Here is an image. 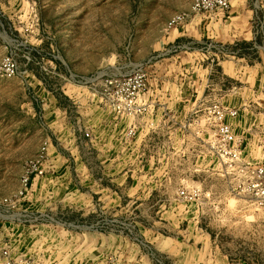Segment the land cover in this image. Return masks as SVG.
<instances>
[{
  "label": "rangeland",
  "instance_id": "1",
  "mask_svg": "<svg viewBox=\"0 0 264 264\" xmlns=\"http://www.w3.org/2000/svg\"><path fill=\"white\" fill-rule=\"evenodd\" d=\"M194 1L0 0V197L11 200L0 204V264H264V205L241 193L242 178L211 153L206 110L177 113L180 98L170 100L174 111L157 98L144 118L147 151L133 155L125 142L123 159L103 164L74 153L84 138L48 132L88 131L84 111L98 99L102 74L138 67L148 81L158 71L176 77L179 65L167 57L207 52L212 42L173 41L169 26ZM253 3L264 43V0ZM178 43L187 47L169 53ZM253 100V129L239 125L235 133L257 146L254 161L263 162L264 96ZM45 143V171L20 195ZM55 147L75 155L58 160L49 154ZM129 169L134 177L125 182ZM193 187L200 189L194 199L180 196Z\"/></svg>",
  "mask_w": 264,
  "mask_h": 264
},
{
  "label": "crops",
  "instance_id": "2",
  "mask_svg": "<svg viewBox=\"0 0 264 264\" xmlns=\"http://www.w3.org/2000/svg\"><path fill=\"white\" fill-rule=\"evenodd\" d=\"M257 7L253 0H232L229 11L194 14L191 20L174 29L172 31L173 41L194 40L199 43L208 40L215 44L216 48L211 49V52L209 50L206 52L203 48L198 47L194 52H181L178 55L167 57L166 59L175 66L179 65L177 68L179 75L169 78L167 73L158 70V74L151 75L148 81V90L145 92L147 102L154 106L153 104H156L158 99L166 98L167 107L165 108L168 110L171 108L170 110L174 111L170 100L180 98L179 110L176 108L175 111L188 113L195 108L205 110L212 102L219 101L225 107L238 109L239 115L232 120L234 131L239 125L252 130L254 124L251 126V118L248 116L249 113L254 112L253 106L255 109L257 108L256 100L253 98L264 96V43L261 42L259 33L255 32L256 26L254 27L258 17ZM219 48H224V51ZM154 80L159 84L156 82L154 86ZM178 86L180 90H178ZM173 103L176 105L174 101ZM159 110L154 113L159 114L161 111ZM84 112L85 116L89 115L91 120L89 124L85 125V128L91 133L90 138H86L71 127L67 131L61 126H59L60 130L55 128L53 133L48 131L49 134H55L56 140L68 135L73 143L84 138L86 144L84 147L77 146L74 153L76 151L77 154L82 153L85 157H94V159H99L102 164L108 163L109 160L117 162L120 161L118 159H123L121 154L125 142L130 145L133 155L139 154L141 151L146 152L147 147L150 146L152 137L148 136L149 134H143L145 120H142L143 123L140 122L135 136L140 134V137L130 139L128 120L125 122L123 120L125 117L119 118L110 111L102 103L99 95L95 103H90ZM260 125H258L259 130H264V126ZM25 135H27V131H25ZM240 137L244 139L243 154L245 158L256 160L253 147L256 149L257 146H254L255 144L248 137ZM259 146V148L264 147V144H259ZM49 154L54 155L58 160H62L65 156L75 155L73 153L69 155L56 147L51 152L49 149ZM119 167L116 164L115 169ZM92 168L90 163H85V170L89 171L91 178L94 177ZM130 177H134V171L129 169L121 179L126 182ZM117 200L115 198V201Z\"/></svg>",
  "mask_w": 264,
  "mask_h": 264
},
{
  "label": "built area",
  "instance_id": "3",
  "mask_svg": "<svg viewBox=\"0 0 264 264\" xmlns=\"http://www.w3.org/2000/svg\"><path fill=\"white\" fill-rule=\"evenodd\" d=\"M231 0H195L189 12L175 15L169 22L171 28H178L191 19L192 14L216 13L219 11L227 12L231 9ZM259 20V16L257 17ZM258 26L264 29V23L259 21ZM260 33V32H258ZM215 44H209L208 49L216 48ZM185 44H174L171 51L182 50L186 48ZM221 51L224 48H219ZM9 60H6L5 66L9 68ZM103 83L98 91L99 96L108 108L119 118L131 117L134 123L130 125L128 136L135 137L139 128L140 120L149 114L151 104L145 100V92L148 86V74L145 70L135 67L131 72H122L121 70L112 75L101 76ZM209 124L213 128V136L207 141L211 153L225 165V168L235 170L242 178L239 184L241 193L249 196L258 206L264 205V161L258 162L248 160L243 154L244 139L234 131L232 120L239 115L237 108L223 106L219 101L212 102L206 109ZM86 138L91 137L89 131L84 132ZM47 143L41 148L38 158L33 161V167L28 169L22 176V187L19 194L22 195L28 191L32 184L33 175H42L44 173L43 160L48 154ZM200 192V189H182L179 194L184 199L192 200ZM10 198L0 197V204L8 205ZM8 264H35L29 260H20Z\"/></svg>",
  "mask_w": 264,
  "mask_h": 264
}]
</instances>
